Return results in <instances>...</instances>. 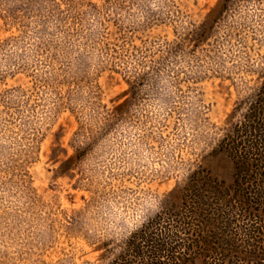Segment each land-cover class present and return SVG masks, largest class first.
Here are the masks:
<instances>
[{"label":"rangeland","instance_id":"374dc122","mask_svg":"<svg viewBox=\"0 0 264 264\" xmlns=\"http://www.w3.org/2000/svg\"><path fill=\"white\" fill-rule=\"evenodd\" d=\"M263 85L264 0H0V264H107L199 164L231 178Z\"/></svg>","mask_w":264,"mask_h":264},{"label":"trees","instance_id":"16d2710c","mask_svg":"<svg viewBox=\"0 0 264 264\" xmlns=\"http://www.w3.org/2000/svg\"><path fill=\"white\" fill-rule=\"evenodd\" d=\"M209 155L231 178L199 164L107 264H264V85Z\"/></svg>","mask_w":264,"mask_h":264}]
</instances>
